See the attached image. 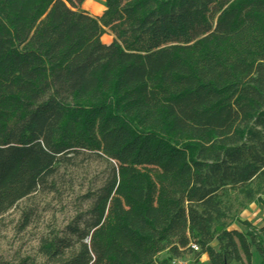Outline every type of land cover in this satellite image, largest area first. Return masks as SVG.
Returning <instances> with one entry per match:
<instances>
[{"label":"trees","instance_id":"1","mask_svg":"<svg viewBox=\"0 0 264 264\" xmlns=\"http://www.w3.org/2000/svg\"><path fill=\"white\" fill-rule=\"evenodd\" d=\"M85 1L0 0V217L82 153L111 165L42 264L190 246L194 264H250L252 247L264 264V228L227 231L221 201L264 211V0H101L98 19Z\"/></svg>","mask_w":264,"mask_h":264},{"label":"rangeland","instance_id":"2","mask_svg":"<svg viewBox=\"0 0 264 264\" xmlns=\"http://www.w3.org/2000/svg\"><path fill=\"white\" fill-rule=\"evenodd\" d=\"M79 11L98 19L104 11L103 3L86 0ZM111 41L108 34L100 40L104 45ZM108 165L111 164L81 153L69 156L67 163L56 166L54 175L46 181L48 189L30 195L0 217V262L19 264L30 260L42 264L37 253L40 241L62 231L76 214L86 210L87 205L81 198L99 186ZM221 201L227 226L238 222L249 205L237 191H226ZM24 221L26 226L22 227Z\"/></svg>","mask_w":264,"mask_h":264},{"label":"crops","instance_id":"3","mask_svg":"<svg viewBox=\"0 0 264 264\" xmlns=\"http://www.w3.org/2000/svg\"><path fill=\"white\" fill-rule=\"evenodd\" d=\"M260 200L264 202V197H260ZM254 203L257 204L256 202H253L242 211L238 222H245L249 224L255 230V232H259L261 229L264 228V211L262 210L259 204L255 205ZM238 222L231 223L228 226L227 231L237 232L241 235H246L247 233H249V231L245 227L241 226ZM258 241L264 249V233L258 234ZM211 247L214 252H218V248L215 243H213ZM250 253V264H261L260 257L253 247L250 249ZM194 254L195 253L192 252V254H185L179 258L174 259L170 257L168 250H165L155 258L154 264H194ZM197 264H209V261L205 255H202L197 260ZM229 264L240 263L231 262Z\"/></svg>","mask_w":264,"mask_h":264},{"label":"built area","instance_id":"4","mask_svg":"<svg viewBox=\"0 0 264 264\" xmlns=\"http://www.w3.org/2000/svg\"><path fill=\"white\" fill-rule=\"evenodd\" d=\"M190 250H191L193 253H197V252H198V249H197L195 246H190Z\"/></svg>","mask_w":264,"mask_h":264}]
</instances>
